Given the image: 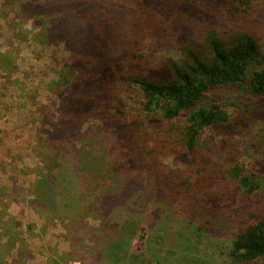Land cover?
I'll list each match as a JSON object with an SVG mask.
<instances>
[{
  "label": "trees",
  "instance_id": "obj_1",
  "mask_svg": "<svg viewBox=\"0 0 264 264\" xmlns=\"http://www.w3.org/2000/svg\"><path fill=\"white\" fill-rule=\"evenodd\" d=\"M19 8L49 29L58 13L56 37L70 50L50 84L55 115L49 108L50 122L42 121L58 163L26 189L32 208L54 217L79 197L80 212L102 228L77 213L73 229L91 231V254L110 264H208L186 255L199 254L188 238L167 256L170 218L174 228L189 224L192 238L227 237L224 264H264V0H44ZM254 124L243 147L239 138ZM246 152L249 167L238 162ZM150 213L159 216L147 246L132 254L130 238ZM16 236L0 227V264H9Z\"/></svg>",
  "mask_w": 264,
  "mask_h": 264
},
{
  "label": "rangeland",
  "instance_id": "obj_2",
  "mask_svg": "<svg viewBox=\"0 0 264 264\" xmlns=\"http://www.w3.org/2000/svg\"><path fill=\"white\" fill-rule=\"evenodd\" d=\"M8 1L0 0V227H14L19 238L7 261L9 264H110L107 258L100 259L101 254H91L96 246L91 231L73 229L80 225V221L73 225L69 217L73 215L76 220L77 217L81 218L77 213L83 215L79 197L70 209L64 207V201L62 210L54 217L39 215L35 210L37 206L32 208L30 204L33 198H27L26 189L36 181L38 172L41 170L40 174H49L52 171L50 167L58 163L45 146L47 140L53 143L50 140L53 130L48 124L42 126V121L49 108L51 115H55L50 106L54 100L50 84L58 78L56 72L68 59L70 50L66 43L56 37L60 19L58 13H52L54 25L49 29L38 18L25 16L19 8L21 1L38 3L44 0H11L14 6L6 8ZM258 130L255 124L244 130V136L239 138L241 145L244 147L252 142ZM102 150L105 148L100 147L99 151ZM250 161L246 152L238 162L246 163L249 167ZM169 163L173 168L179 165L172 158ZM16 189L23 192H16ZM157 216L159 213L152 216L150 213L140 222L139 229L130 238L129 250L132 254L146 248L152 233V221ZM170 220V236L168 241H164L163 249L175 255L167 256H176L179 245L184 238H188L199 254L186 255L208 264H224L231 247L227 237L192 238L191 230L189 233L186 228L189 224L174 228L176 220ZM82 221L92 230L100 231L102 228V221L91 214ZM154 234L158 238L160 230L157 229Z\"/></svg>",
  "mask_w": 264,
  "mask_h": 264
}]
</instances>
